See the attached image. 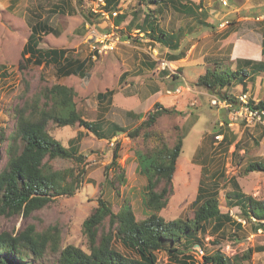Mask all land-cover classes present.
<instances>
[{
    "label": "rangeland",
    "instance_id": "rangeland-1",
    "mask_svg": "<svg viewBox=\"0 0 264 264\" xmlns=\"http://www.w3.org/2000/svg\"><path fill=\"white\" fill-rule=\"evenodd\" d=\"M104 1L117 15L107 18L97 13L104 6L102 0H0V65H5L0 69V173L23 145L17 133L19 116L35 118L51 107L46 91L54 83L75 88L78 109L86 119L102 121L104 128L109 123L127 128L110 139L78 124L58 126L51 122L49 132L65 146L81 135L76 142L85 156L84 165L79 167H84L82 182L73 195H60L29 217L0 215V232H18L34 224L38 231L55 230L60 247L72 244L89 251L83 222L100 197L110 202L114 212L130 205L138 220L150 213L144 205L147 178L136 152L173 146L178 136L185 134L173 193L160 215L166 220L192 217L193 203L204 180L209 189L218 187L221 210L231 213L244 227L236 229L234 224H227L214 230L211 223L194 236L192 246L183 238L180 247L199 261L204 253L221 250L233 257L253 248L251 263L264 264V229L255 231L252 222L244 219L235 205L236 188L231 180L235 177L246 194L264 199V171L245 172L247 163L264 162V129L248 125L241 115L235 116L239 104L237 108L215 106L212 99L217 95L195 84L215 63L230 68L240 59L264 63V19L257 18L264 15V0H227V4L222 0ZM200 3L202 8L194 7ZM181 4L194 12H186ZM90 11L95 15L88 19ZM147 13L160 29L179 34L177 50L152 39L149 28H139ZM120 15H124L123 21L116 25ZM38 20H46L54 28V32L42 34L41 47L65 48L70 58L91 59L85 76L62 75L54 64L20 66L22 48ZM106 34L113 35L116 46L111 50L100 42L103 51L94 58L92 45ZM181 52V59L170 60V55ZM247 69L244 79L230 87L231 94L236 99L246 94L255 102L264 100V71ZM178 87L180 91H176ZM156 102L183 112L159 117L146 129L149 136L144 131L130 136ZM218 134H223L222 141L216 138ZM116 143H120L117 163L113 162ZM53 164L77 167L71 160L56 159ZM120 172L123 178L118 180ZM108 227L106 221V230ZM114 245L128 253L118 240ZM260 247L263 250H258ZM56 257L47 252L38 263L52 264ZM157 257L159 264H177L165 250Z\"/></svg>",
    "mask_w": 264,
    "mask_h": 264
},
{
    "label": "trees",
    "instance_id": "trees-1",
    "mask_svg": "<svg viewBox=\"0 0 264 264\" xmlns=\"http://www.w3.org/2000/svg\"><path fill=\"white\" fill-rule=\"evenodd\" d=\"M147 1L158 3L162 0ZM106 6L107 2L103 9L114 11ZM181 7L186 12H194V9L186 4H181ZM194 7L199 9L202 5L200 3ZM94 15L95 13L90 11L87 18L90 19ZM87 18L85 17L86 21ZM123 18L124 15H120L115 21L116 25H119ZM142 24L143 26L139 28L144 31L149 28L148 32L152 39L171 49L179 48V34H168L160 29L152 14L147 13ZM52 32L54 28L46 20H38L31 26V34L21 51L20 66H29L30 63L54 64L62 75L85 76L90 58L73 59L68 56L65 48L40 46L42 34ZM182 57L181 52L170 55V60ZM4 67V64L0 65V69ZM247 68L253 72L264 71V63L253 59H240L235 68L215 63L214 66L207 67L195 84L237 105L240 103L229 89L235 81L244 79L248 74ZM173 76L178 78L176 74ZM46 93L52 100L51 107L41 111L35 118L18 115L20 121L17 133L22 137L23 145L0 173V215L22 214L29 217L35 211L48 206L60 195H73L80 186L85 172L84 167H79L84 165L85 156L79 152V143L76 140L81 135L73 138L69 146H65L49 132L51 122L58 126L78 124L101 138L112 139L127 131L126 127L116 123H109L104 128V122L86 119L78 109L77 91L72 86L54 83L47 88ZM248 104L252 108L264 109V100L255 102L249 99ZM182 112L180 109L167 108L156 102L147 113L146 119L130 131L129 135L135 137L142 131L147 135L146 129L154 126L162 115ZM141 117L142 114L139 115L140 119ZM184 137L185 134L179 135L173 146L165 144L151 152L142 150L136 152L140 170L147 178L144 205L150 213L145 219L138 220L130 205H125L120 211L114 212L110 202L100 197L98 205L83 222L89 251L72 244L60 247L55 230L38 231L34 224H28L25 229L18 232L8 230L0 232V264H41L38 263V259L47 252L57 255L52 264H159L157 253L161 250L170 254L177 264H252L250 260L253 248L233 257L227 256L221 250L210 254L204 253L203 259L199 261L180 247L183 238H186L188 246H192L195 242L194 236L205 231L207 225L211 223L214 230H221L227 224H234L236 229H243V223L235 219L231 213L221 210L218 187L209 189L206 181L202 180L193 203L195 210L192 217L166 220L160 215V211L167 206L173 193V179ZM119 148L120 143H116L113 161L116 163ZM56 159L74 161L77 167H56L53 164V160ZM255 170L264 171V162L251 161L245 166L246 173ZM116 177L121 180L123 173H118ZM231 180L236 188L233 194L236 199L235 205L240 207L244 219L252 222L255 231L264 229V199L246 194L241 190L235 177H231ZM106 221H109L107 230ZM115 240H118L128 253L119 250L114 245ZM258 250L263 248L260 247Z\"/></svg>",
    "mask_w": 264,
    "mask_h": 264
},
{
    "label": "built area",
    "instance_id": "built-area-1",
    "mask_svg": "<svg viewBox=\"0 0 264 264\" xmlns=\"http://www.w3.org/2000/svg\"><path fill=\"white\" fill-rule=\"evenodd\" d=\"M103 1V4L105 5V1ZM224 4H227V0H222ZM97 13H100L102 15V17H107L109 18V16L112 15H117V11H106L105 9H98L96 10ZM258 19H264V15H259L257 17ZM228 21H226L227 23ZM113 35H103L101 37V39H96L95 43L92 45V50H93V57L96 58V56L100 53H102L103 51V46L100 45L101 43H105L104 46L108 47L109 49L113 50L116 46V41L112 40L111 37ZM117 40H119L118 38H116ZM181 87H178L176 89V91H180ZM248 96L246 94H242L239 95L237 99V102H239L240 107L238 109H235L234 111V115L235 116H240L242 117V119L248 124V125H258L264 128V109H258V108H252L248 102L249 99L247 98ZM212 102L215 106L217 107H221V108H228V107H236L237 105L230 102L227 99H222L219 96H214L212 99ZM242 102V103H241ZM216 138L218 139V141H222L223 140V134H218L216 136Z\"/></svg>",
    "mask_w": 264,
    "mask_h": 264
},
{
    "label": "crops",
    "instance_id": "crops-1",
    "mask_svg": "<svg viewBox=\"0 0 264 264\" xmlns=\"http://www.w3.org/2000/svg\"><path fill=\"white\" fill-rule=\"evenodd\" d=\"M261 127V126H260ZM261 128H263V127H261Z\"/></svg>",
    "mask_w": 264,
    "mask_h": 264
}]
</instances>
